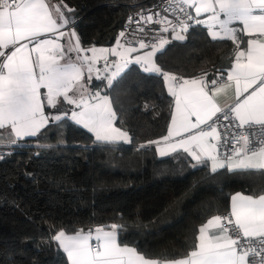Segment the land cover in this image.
<instances>
[{
  "label": "snow or ice",
  "instance_id": "snow-or-ice-1",
  "mask_svg": "<svg viewBox=\"0 0 264 264\" xmlns=\"http://www.w3.org/2000/svg\"><path fill=\"white\" fill-rule=\"evenodd\" d=\"M164 10L171 11L176 20L139 14L145 24L161 26L149 42L136 35L148 36L138 21L133 40L121 31L115 46L85 49L74 29L63 31L74 20L59 6L50 8L47 0H0V130L10 129L14 137L5 144L0 132V145H15L25 137L39 138L50 125H62L69 118L92 133L97 142L130 143L128 131L114 125L117 116L109 97L99 91L91 93L83 74L87 70L89 83L95 73L111 86L130 70L129 65L136 64L146 73L162 76L174 99L167 134L140 148L155 145L161 157L183 150L195 161L193 168L210 162L212 172L227 168L230 172L264 173V0H169ZM202 14H207L206 19H198ZM132 19L130 16L129 22ZM234 22L242 28L234 27ZM193 25L207 26L212 40H231L236 47L227 78L221 74L219 85L215 79L208 81L207 73L184 78L156 63L157 54L170 44L164 33L171 30L172 39L184 41ZM46 34L55 38H42ZM241 34L247 37L246 48L242 47ZM65 35L69 37L68 52L77 54L75 62H64V45L59 41ZM109 56L115 59L110 62ZM101 60L103 69L96 66ZM222 96L226 98L223 104ZM61 97L79 111H72L70 117L61 113ZM46 106L56 114L47 112ZM221 118L236 129L228 137L234 146L231 155L221 156L218 151ZM3 155L0 153V158ZM122 228L113 223L94 230L80 229L73 235L62 229L52 239L66 253L68 264H264V194L232 195L228 215L213 216L200 226L192 250L178 258H150L137 247L121 244Z\"/></svg>",
  "mask_w": 264,
  "mask_h": 264
},
{
  "label": "trees",
  "instance_id": "trees-1",
  "mask_svg": "<svg viewBox=\"0 0 264 264\" xmlns=\"http://www.w3.org/2000/svg\"><path fill=\"white\" fill-rule=\"evenodd\" d=\"M50 1L74 20L82 47L89 48L114 44L125 18L155 0ZM185 35L166 45L156 63L184 78L225 76L234 60L233 42L212 40L200 25ZM129 69L105 90L117 116L114 124L128 131L130 143L97 142L66 119L39 138L0 145L11 149L0 158V264H68L52 239L58 231L113 223L123 226L121 244L149 257L178 258L192 250L209 217L227 212L233 192H264V173L258 170L212 172L208 163L193 168L195 161L185 152L159 157L153 145L140 148L166 134L172 97L162 76L136 64ZM91 86L95 90L103 82L93 80ZM0 132L7 144L10 134ZM61 139L64 144L58 145Z\"/></svg>",
  "mask_w": 264,
  "mask_h": 264
},
{
  "label": "built area",
  "instance_id": "built-area-1",
  "mask_svg": "<svg viewBox=\"0 0 264 264\" xmlns=\"http://www.w3.org/2000/svg\"><path fill=\"white\" fill-rule=\"evenodd\" d=\"M169 3V0H155L154 2H152L151 4L148 5H144V6H139L136 10H134L132 13H130L124 20L122 27L119 31V33L121 31H125L127 34V39L128 40H133V32L136 31L137 29V22L139 21V27H142L145 29V31L148 33V36H143L142 33L136 32L137 36H140L142 38L145 39L146 42H149L154 33L158 32L160 29V25L159 24H145L143 21H140V15L139 14H143L144 16H147L149 14H152L154 17L156 16V14H159L160 16H167L170 20L175 21L176 20V16L173 15V13L171 11H165L164 7H166ZM190 14H192V12L189 10ZM178 15H180L181 17H183L182 13H177ZM132 17V21L129 22V17ZM194 16V15H193ZM196 25H193L192 27H194ZM191 27V28H192ZM119 35V34H118ZM164 36L167 37L170 42H172L174 39H172V35H171V30L168 33H164ZM133 47H137V45L134 43L132 45ZM225 78V76H223ZM217 81L219 82V78L217 79ZM218 131L221 133L222 139L218 144V151L221 154V156H224L225 154L227 155H231L232 149H233V144L231 143L230 139H228V137H230L231 133L233 131H236V129H234L228 121H223V119L221 118V127L218 129ZM249 131H256V129H250ZM248 134L247 132H240V135H246ZM228 139V142L225 143L224 140ZM11 151V149L9 148H2L0 147V153H9ZM226 212L222 213L223 215ZM225 216V215H224Z\"/></svg>",
  "mask_w": 264,
  "mask_h": 264
},
{
  "label": "crops",
  "instance_id": "crops-1",
  "mask_svg": "<svg viewBox=\"0 0 264 264\" xmlns=\"http://www.w3.org/2000/svg\"><path fill=\"white\" fill-rule=\"evenodd\" d=\"M47 2L49 3V7L50 8H53L54 9V7L55 6H57L55 3H53L52 1H50V0H47ZM190 11L192 12V14L195 16V11L193 10V9H190ZM206 17H207V14H202L200 17H198V19H201V20H203V19H206ZM200 26H203L205 29H206V31H207V33H208V35H209V30H208V27L207 26H205V25H200ZM233 26L234 27H236V28H242V25L239 23V22H234L233 23ZM72 29H74L75 30V28L73 27V24H69V25H67V26H65V28L63 29V31H65L66 33L67 32H70V31H72ZM75 32H76V30H75ZM76 34H77V32H76ZM78 36V35H77ZM209 37L211 38V36L209 35ZM241 37H242V40H243V43H242V47H244V48H246V46H247V37L246 36H243L242 34H241ZM42 38H55V37H53V36H51V34H46V35H44ZM62 45H64V62H68L69 60H71V61H76V52H71V53H69L68 52V45H69V37L67 36V35H65L64 37H62V38H60V41H59ZM72 43H75V41L73 40L72 41ZM82 46V45H81ZM95 47H99V46H95ZM84 48V47H83ZM89 48H91V47H89ZM85 49H87V48H85ZM236 51V50H235ZM88 55H90L91 53L89 52V53H87ZM231 67V66H230ZM230 69V68H229ZM228 70V69H227ZM227 70H226V73H225V80H226V78H227ZM38 71V70H37ZM164 85H165V82H164ZM218 85H219V82H218ZM165 87H166V85H165ZM166 90H167V87H166ZM92 93H94V91H91ZM168 92V91H167ZM76 98H78V96L76 97ZM220 102L223 104V103H225L226 102V98L225 97H221L220 98ZM74 105H72V104H68L66 101H64L63 100V98L61 97L60 98V110H61V113H64V112H66L67 113V115H68V117H70L71 116V113H72V109H70V108H72ZM172 106H174V99L172 98ZM171 110H172V108H171ZM46 111L47 112H51L52 114H56L55 112H54V110H52V109H50V108H48L47 106H46ZM77 111V110H76ZM114 111V110H113ZM70 119V118H69ZM170 121H171V115H170V120H169V123H170ZM168 123V124H169ZM167 128H168V126H167ZM4 130H6L9 134H10V129H4ZM166 134H167V130H166ZM165 134V135H166ZM9 138H12V139H14V137H11L10 135L8 136V139ZM25 138H29V137H25ZM24 138V139H25ZM159 139V138H158ZM157 140V139H156ZM213 143H215L214 141H213ZM154 146V150H155V152H156V146L155 145H153ZM179 151H182L183 152V150H179ZM156 154H157V156H159L158 155V153L156 152ZM159 157H161V156H159ZM190 157V156H189ZM191 158V157H190ZM192 159V158H191ZM208 165H209V168L211 169V163L210 162H208ZM223 169H227V168H223ZM219 170V169H218ZM228 170V169H227ZM237 192H239V193H241V194H243V195H253V194H249V193H245V192H242V191H236V192H233L231 195H230V197H229V206H228V210H227V212L224 214V215H228V213L230 212V205H231V196L232 195H234V194H236ZM261 194H264V192L263 193H260V194H255V195H253V196H259V195H261ZM220 216H224L223 214H219ZM214 216H216V215H214ZM211 217H213V216H211ZM211 217H209L207 220H209ZM207 220L203 223V224H205L206 222H207ZM202 224V225H203ZM201 225V226H202ZM97 227V226H96ZM200 228V227H199ZM90 229H95V227H93V228H90ZM85 231H87V229H85ZM68 234V233H67ZM73 234H75V233H71V234H68V235H73ZM199 235V229H198V234H197V236ZM197 242V241H196ZM127 245H129V246H132V245H130V244H127ZM134 247V246H133ZM65 254V256H66V260H67V255H66V253H64ZM149 257V256H148ZM150 258H154V257H150ZM68 262V261H67Z\"/></svg>",
  "mask_w": 264,
  "mask_h": 264
},
{
  "label": "rangeland",
  "instance_id": "rangeland-1",
  "mask_svg": "<svg viewBox=\"0 0 264 264\" xmlns=\"http://www.w3.org/2000/svg\"><path fill=\"white\" fill-rule=\"evenodd\" d=\"M73 30V29H72ZM116 43V42H115ZM115 43L114 44H112L111 46H99V47H97V48H111V47H113V46H115ZM149 51L151 50L150 48L148 49ZM91 55V54H90ZM115 59V57H111V56H109V61L111 62L112 60H114ZM98 68H101V69H103V67H104V61L103 60H101V61H99L98 63H97V65H96ZM130 66V65H129ZM139 66V65H138ZM93 80H101L102 82H103V86L101 87V88H96L95 90H93L92 89V86H91V83H92V81ZM83 82L85 83V86L88 88V90L91 92V91H94V93L95 92H97V91H99L100 92V94L102 95V96H108L109 97V99H110V96H109V94L107 93V92H103L102 91V89H103V87L105 88V87H109V85H108V82H107V80L106 79H104L103 77H101L100 79H97V77H96V74L95 73H93L92 74V78H91V82L89 83L88 82V73H87V70H85L84 71V74H83ZM92 93V92H91ZM70 95H73L74 97H77V96H79V93H70ZM73 105V104H72ZM113 108V107H112ZM70 109H72V111H79V109L78 108H76V106L74 105L72 108H70ZM115 125V124H114ZM116 126V125H115ZM117 127V126H116ZM119 128V127H118ZM120 142H123V141H120ZM123 143H125V142H123Z\"/></svg>",
  "mask_w": 264,
  "mask_h": 264
},
{
  "label": "water",
  "instance_id": "water-1",
  "mask_svg": "<svg viewBox=\"0 0 264 264\" xmlns=\"http://www.w3.org/2000/svg\"><path fill=\"white\" fill-rule=\"evenodd\" d=\"M102 91H103V92H106V90H105V88H104V87H103ZM89 229H90V228H88L87 230H89Z\"/></svg>",
  "mask_w": 264,
  "mask_h": 264
}]
</instances>
